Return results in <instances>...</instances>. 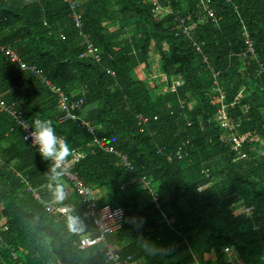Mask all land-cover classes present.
<instances>
[{
  "label": "trees",
  "instance_id": "trees-1",
  "mask_svg": "<svg viewBox=\"0 0 264 264\" xmlns=\"http://www.w3.org/2000/svg\"><path fill=\"white\" fill-rule=\"evenodd\" d=\"M76 1L80 29L60 0H0L1 45L42 73L39 79L22 72L0 52V98L30 124L37 117L50 120L70 148L85 155L76 171L95 192L106 191L98 207L125 211L122 229L108 237L122 260L210 264L206 256L214 253L217 264H228L224 249L234 247L245 264H263L264 0H159L170 13L157 12L151 0ZM182 20L191 36L183 34ZM245 29L255 61L241 57ZM90 43L100 50L99 60L82 58ZM153 55L169 85L183 82L178 93L166 92L162 78L151 87L136 77L140 65L150 68ZM211 69L220 73L219 86ZM55 85L70 99L85 101L74 114L126 155L133 170L95 146L81 122H61L67 114L60 111ZM219 88L226 93L223 103ZM222 104L238 133L259 138L245 145L246 159L238 160L221 139L214 118ZM139 115L150 124L139 126ZM25 137L18 120L0 111V223L6 228L0 227V264H111L99 248L79 249L80 238L94 230L82 218L87 207L79 197L64 202L74 206L67 218L34 200L24 177L46 198L57 185L71 184L50 174L51 162ZM182 147L186 154L176 157ZM143 177L155 184L152 191L142 186ZM239 203L254 206L258 219L234 214L232 205Z\"/></svg>",
  "mask_w": 264,
  "mask_h": 264
},
{
  "label": "built area",
  "instance_id": "built-area-1",
  "mask_svg": "<svg viewBox=\"0 0 264 264\" xmlns=\"http://www.w3.org/2000/svg\"><path fill=\"white\" fill-rule=\"evenodd\" d=\"M64 4L68 5L70 10L72 11V19L75 23L76 27L80 29L82 27V16L78 12L79 4L76 0H60ZM151 2L156 6L157 12H167L170 13V9L164 8L161 6L159 0H151ZM202 4H206L204 1H202ZM163 7V8H162ZM209 17L215 18V13L213 11L208 12ZM182 23L185 24L182 27L183 34L187 36H191V28L186 25L185 20H182ZM2 30V22L0 19V35ZM247 49L246 51L241 55V57L244 59V57L250 56L252 57L251 60H257V53L255 51L254 41L251 37L250 32L245 29L244 34ZM197 50L200 51V47L197 46ZM0 52L3 53L6 56H9L11 61L20 68L22 72L26 73H32L35 77L41 79L42 73L32 68L31 66L24 63L19 54L15 52L14 50L10 48H6L0 43ZM101 52L98 48L94 47L93 44H89L88 51L82 55V58H88L92 57L94 59L99 60ZM209 59L205 60V64H209ZM211 72L213 73V83L215 86H219V77L220 73L215 72V69H211ZM107 73L113 77H116L115 72L111 70H107ZM164 80L167 82V78L164 77ZM180 84L172 83L168 86V92L169 90L171 93H178ZM170 87V89H169ZM54 90L58 93L60 100H59V107L60 111L65 113L67 115L63 116L61 119V122L74 120L76 122H81L83 127L87 128L91 136L93 137V142L95 146H98L102 150L114 154L119 155V158L124 165L126 169L133 170V166L131 165L128 157L120 152H118L114 147L110 146V142L106 138H98L96 134V129L92 126L91 123L83 119L80 115L74 114L80 112L84 105L85 101L83 99L74 101L70 99L69 96H67L62 89L58 88L56 85L54 87ZM217 93L220 95L221 103L222 100L225 98L226 93L222 88H219L217 90ZM242 97V92L239 94L238 98L240 99ZM238 98L235 100V102L231 105V107H234L238 104ZM180 105L182 109H185V102L182 100L180 101ZM0 111L10 114L12 117H14L16 120H18L19 124L22 126V128L26 132V137L29 135V132L31 129H25L26 125H30V123L21 118V115L14 109L13 105L8 104L5 100L0 98ZM157 119V118H156ZM138 124L141 127L148 126L151 122L150 119L145 117L144 115H139L137 117ZM214 122L220 127V129L223 131V134L221 136L222 141L231 147L232 151L238 154V160L246 159L247 155L243 154L242 151L247 143H251L253 141H259V138L247 134V133H238L236 131L237 125L234 124L230 118H229V110L228 105L222 104V107L218 110V113L216 114L214 118ZM27 142L30 143V145L36 149L32 145L31 139H26ZM37 150V149H36ZM38 151V150H37ZM185 148H180L176 154V157L182 158L186 154ZM39 153V152H38ZM85 158V155L79 151L72 150L71 155L67 158L64 167L68 169L67 174L64 175L68 182H70L71 189L73 190V193L77 197L80 198V200L86 204L87 210L82 216L83 219H88L93 222L94 230L91 232L90 236H83L80 238V250L86 251L92 248L99 247V250L105 254V257L108 259V261L111 264H135L131 259L122 260L120 255V249L118 247L112 246L108 242V237L114 233H117L122 229L124 219H125V211L121 207L113 208L111 206H105L103 208H99L97 203L98 200L96 198L95 191L85 184L83 179L81 178V175L78 171H76L77 165ZM207 175H210V170L206 171ZM24 177L22 174L20 175ZM24 183L28 187V191L33 195L34 200L39 202L43 208L52 215H58L61 217H69L71 211L73 210L71 206H65L61 205L57 202L55 199L48 200L46 197L41 194V190L39 188H36L29 183L30 181L27 179V177H24ZM142 186L152 191V181L147 178L143 177L141 180ZM204 188H200L199 191H202ZM232 208L234 209V214H240L245 215L248 218L252 219H258L257 211L254 206H248L244 203L234 204L232 205ZM82 222V219L78 218L74 221L76 225H79V223ZM0 227H3L4 230H6L5 225H0ZM259 226H257L256 229H258ZM225 257L228 260V264H245L240 256L237 254L234 247L225 248L224 249ZM263 264H264V257H263Z\"/></svg>",
  "mask_w": 264,
  "mask_h": 264
},
{
  "label": "clouds",
  "instance_id": "clouds-1",
  "mask_svg": "<svg viewBox=\"0 0 264 264\" xmlns=\"http://www.w3.org/2000/svg\"><path fill=\"white\" fill-rule=\"evenodd\" d=\"M161 73H163V72L161 71ZM161 76L166 77V75H161ZM151 80H154V77L150 74L149 78H146V80H144V81L148 82ZM83 119H85V118H83ZM86 121H88V120H86ZM155 121H158V118ZM25 129L26 130L31 129V131L29 132V135L27 137H25V139H31L32 145L38 151L36 149H34V150L39 152V155L43 158V160L51 162L50 174L54 177H57V178L66 175L68 169H66L64 167V165H65L67 158L71 155L72 149L70 148L67 140L65 138H62L61 136H59L57 134L56 129L53 126L52 122L48 119H43V118L37 117V118L32 120L30 125H26ZM70 189H71V187H70ZM199 189L200 188H198V191H199ZM71 192L73 195H75V193H73L72 189H71ZM96 193L97 192H95V194ZM53 194L54 195L52 197H49L47 199L48 200H51V199L55 200L56 199L57 202L61 205H65L64 202L70 198L69 195H65L64 188L61 185H57L53 189ZM65 206H71V207H73L72 209L74 210L73 205H65ZM70 215H71V213H70ZM63 218H67V217H63ZM96 248H99V247H96ZM96 248H92V249H96ZM79 249H80V245H79ZM89 250H91V249H89ZM86 251H88V250H86Z\"/></svg>",
  "mask_w": 264,
  "mask_h": 264
},
{
  "label": "crops",
  "instance_id": "crops-1",
  "mask_svg": "<svg viewBox=\"0 0 264 264\" xmlns=\"http://www.w3.org/2000/svg\"><path fill=\"white\" fill-rule=\"evenodd\" d=\"M156 60H158V59H155V55H153L152 58L150 59V63H149L150 64V68L144 67L143 64L140 65L135 70L136 77L138 79H141V80H146V78H149V75L151 74L154 77V79L156 80L157 84H156L155 81H153V83H155L156 85L160 84V82L162 81L161 78L164 79V77L161 76V75H165V74H163V73L157 74L158 73V70L155 68V61ZM153 83H151V84H153ZM167 83H168V86H169V81ZM179 83H182V85H183V82H179ZM64 188H65V195H69V197H70L69 199L72 202L78 201V198L75 195L72 194L71 189H70V187L68 185L67 186H64ZM206 260L208 262H210V264H213L217 260L216 259V255L213 253L212 255L206 256Z\"/></svg>",
  "mask_w": 264,
  "mask_h": 264
},
{
  "label": "rangeland",
  "instance_id": "rangeland-1",
  "mask_svg": "<svg viewBox=\"0 0 264 264\" xmlns=\"http://www.w3.org/2000/svg\"><path fill=\"white\" fill-rule=\"evenodd\" d=\"M157 58H158V57L155 56V59H157ZM155 68L158 70V73H157V74H160V73H161V63L159 64V61H158V60L155 61ZM153 81H156V80L154 79V80H151V81H149V82H150V83H153ZM179 84H180V86H182V83H179ZM150 86H151V87H155L156 84L153 83V84L150 85ZM83 118H84V117H83ZM152 187L155 188V184H153ZM104 194H106V191H103V193H102V192H97V193H96V198H97V200L101 199V198L103 197ZM4 224H5V221H2V222L0 223L1 226L4 225ZM208 258H209V257H208ZM213 264H217L216 261H215Z\"/></svg>",
  "mask_w": 264,
  "mask_h": 264
}]
</instances>
